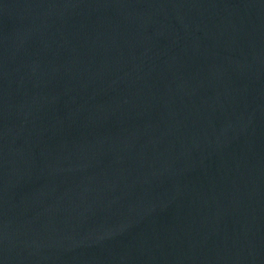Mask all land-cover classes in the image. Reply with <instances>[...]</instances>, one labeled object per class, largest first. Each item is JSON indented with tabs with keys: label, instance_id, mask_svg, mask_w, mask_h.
Listing matches in <instances>:
<instances>
[{
	"label": "water",
	"instance_id": "water-1",
	"mask_svg": "<svg viewBox=\"0 0 264 264\" xmlns=\"http://www.w3.org/2000/svg\"><path fill=\"white\" fill-rule=\"evenodd\" d=\"M0 264H264V0H0Z\"/></svg>",
	"mask_w": 264,
	"mask_h": 264
}]
</instances>
